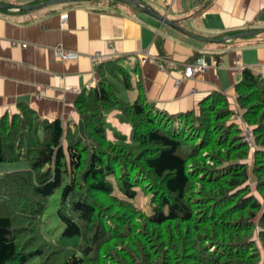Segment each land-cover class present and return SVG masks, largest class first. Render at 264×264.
<instances>
[{
  "label": "trees",
  "instance_id": "16d2710c",
  "mask_svg": "<svg viewBox=\"0 0 264 264\" xmlns=\"http://www.w3.org/2000/svg\"><path fill=\"white\" fill-rule=\"evenodd\" d=\"M132 73L100 62L95 84L74 99L79 123L24 104L0 117V162L29 163L0 175V264H264V76L243 68L233 85L251 127L249 165L224 93L169 114ZM121 87L134 89L132 100ZM112 111L128 135L109 126ZM57 188L55 238L45 213Z\"/></svg>",
  "mask_w": 264,
  "mask_h": 264
},
{
  "label": "crops",
  "instance_id": "0c3cea01",
  "mask_svg": "<svg viewBox=\"0 0 264 264\" xmlns=\"http://www.w3.org/2000/svg\"><path fill=\"white\" fill-rule=\"evenodd\" d=\"M42 1L0 0L11 6L0 9V117L24 104L40 118L79 123L73 102L97 80L91 59L95 53H101L102 61L117 59L133 70L132 84L139 82L147 98L169 114L196 110L211 91L224 93L234 110L233 85L242 69L264 76V32L224 40L264 29V0H134L193 36L124 0L16 8ZM55 46L74 55L60 58ZM199 61L206 69L185 78L184 66ZM118 113L110 112L109 119L128 135ZM12 168L0 165V174Z\"/></svg>",
  "mask_w": 264,
  "mask_h": 264
},
{
  "label": "rangeland",
  "instance_id": "374dc122",
  "mask_svg": "<svg viewBox=\"0 0 264 264\" xmlns=\"http://www.w3.org/2000/svg\"><path fill=\"white\" fill-rule=\"evenodd\" d=\"M132 91H134V89H132ZM132 91L126 90L123 87H121L119 89L118 94H119L120 98L130 101V100H132V96H133ZM107 119L109 121V126H113L117 130H120L118 127L115 126V123L109 119L108 114H107ZM126 126L129 128V131H130V126L128 123H126ZM107 134H109V136L111 134L110 130H108V129H107ZM251 160H252V154L250 155V157L248 155V157L246 159L247 164L250 165ZM0 165H5L7 167H13L12 169L7 170L5 172H10V171H15V170H25V169L29 168V163L25 160H18V161H13V162H4L3 161V162H0ZM5 172H3V173H5ZM3 173H1L0 175H2ZM248 182L253 185L254 178L252 176H250ZM59 194H60V188H57L55 190V192L48 198L47 211L45 213V217L47 216V219L50 222L48 229L52 230L53 236L55 238H57L59 236L60 231L62 229V225L60 223H58L57 216L55 213L56 208H57V204H58ZM134 202L141 209L147 210V197H145L141 193V191H138L137 198ZM39 261H40V259L38 257H35L32 260H30L27 264H39Z\"/></svg>",
  "mask_w": 264,
  "mask_h": 264
},
{
  "label": "built area",
  "instance_id": "2783aa9c",
  "mask_svg": "<svg viewBox=\"0 0 264 264\" xmlns=\"http://www.w3.org/2000/svg\"><path fill=\"white\" fill-rule=\"evenodd\" d=\"M14 43L15 42H12V44ZM20 46L25 47V43H21ZM54 51L58 57L63 58V59L72 57L74 55V53H71L70 51L62 49L60 46H55ZM91 59H92L93 66L96 67L100 62H102L101 53L93 54ZM142 60H145V58H143ZM205 69H206V65L200 61L194 64L188 63L184 66L183 75L185 78H190L193 76L195 72H202ZM233 111H234V115L232 116V120L237 124V126L241 130V135L243 137V140L249 146V157H250V155L252 154L254 150L251 127L248 126L244 122V120L241 117V111L238 108L234 109Z\"/></svg>",
  "mask_w": 264,
  "mask_h": 264
},
{
  "label": "water",
  "instance_id": "95a60500",
  "mask_svg": "<svg viewBox=\"0 0 264 264\" xmlns=\"http://www.w3.org/2000/svg\"><path fill=\"white\" fill-rule=\"evenodd\" d=\"M63 1H70V0H45V1H42V2H39V3H35V4L20 5V6H17L16 8H18V10H34V9H37V8H41L43 6H47V5H50V4H54V3H57V2H63ZM124 1H127V2H130V3L134 4L136 7H138L139 9L144 11L145 13H147V14L155 17L156 19H158L161 23H163L165 25H169L170 27L175 28V29H177L178 31H180L182 33H187L184 29L178 27L173 22L167 20L164 16L158 15L157 13L152 11L149 7H147L145 5H141V4L137 3L134 0H124ZM10 7L11 6L0 4V9L10 8ZM261 32H264V29L243 31V32L232 34L229 37L225 38L224 40H230L232 38H238V37H243V36H250V35L258 34V33H261ZM187 34L190 35V36H193V35H191L189 33H187ZM195 38H198V37L195 36ZM198 39H201V38H198Z\"/></svg>",
  "mask_w": 264,
  "mask_h": 264
}]
</instances>
